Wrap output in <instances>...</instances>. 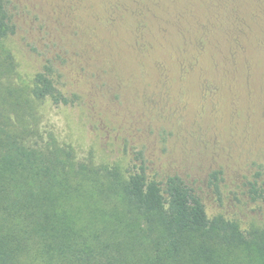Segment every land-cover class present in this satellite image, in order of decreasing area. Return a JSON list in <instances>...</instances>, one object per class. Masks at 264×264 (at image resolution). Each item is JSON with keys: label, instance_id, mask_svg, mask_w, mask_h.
Wrapping results in <instances>:
<instances>
[{"label": "rangeland", "instance_id": "374dc122", "mask_svg": "<svg viewBox=\"0 0 264 264\" xmlns=\"http://www.w3.org/2000/svg\"><path fill=\"white\" fill-rule=\"evenodd\" d=\"M8 1L10 78L31 84L51 62L77 96L37 104L43 144L123 172L143 152L149 177H182L210 219L264 226L248 186L264 187V0Z\"/></svg>", "mask_w": 264, "mask_h": 264}, {"label": "trees", "instance_id": "16d2710c", "mask_svg": "<svg viewBox=\"0 0 264 264\" xmlns=\"http://www.w3.org/2000/svg\"><path fill=\"white\" fill-rule=\"evenodd\" d=\"M15 33L0 0V46ZM12 61L0 55V264H264V226L247 233L210 219L182 177L151 179L143 152L123 172L78 163L53 137L43 144L37 104L77 96L65 94L51 62L20 86ZM219 176H210L217 192ZM248 186L253 201L264 199L257 181Z\"/></svg>", "mask_w": 264, "mask_h": 264}]
</instances>
